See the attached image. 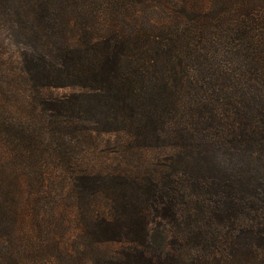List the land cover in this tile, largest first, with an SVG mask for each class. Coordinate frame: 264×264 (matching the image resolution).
Here are the masks:
<instances>
[{
  "label": "trees",
  "instance_id": "trees-1",
  "mask_svg": "<svg viewBox=\"0 0 264 264\" xmlns=\"http://www.w3.org/2000/svg\"><path fill=\"white\" fill-rule=\"evenodd\" d=\"M10 45L0 264H264V0H0ZM112 133L124 164L40 189L47 165L74 171L63 146Z\"/></svg>",
  "mask_w": 264,
  "mask_h": 264
},
{
  "label": "rangeland",
  "instance_id": "rangeland-1",
  "mask_svg": "<svg viewBox=\"0 0 264 264\" xmlns=\"http://www.w3.org/2000/svg\"><path fill=\"white\" fill-rule=\"evenodd\" d=\"M5 54V55H4ZM4 56L3 58L8 59V71L10 73L17 71L20 72V58H19V50L18 47L15 45L8 46L5 50L0 49V57ZM23 82V81H22ZM25 83L23 82L21 84V89H25ZM72 92V89L66 88V89H51L47 94L52 96H65ZM119 135L112 133V134H101L96 136V140H86L79 146L78 149L69 150L67 146L64 153H66V156L74 159L77 161L74 171H70L69 169L63 170L62 167L55 166V164L47 165L46 170L44 171V174L46 175V179L43 180L44 184L41 190H47V191H53L56 192V190H64L66 191L70 184L71 180L74 176V173H80L86 170H100L102 172H111L112 170L116 169L118 164L125 163L124 158L121 155V152L118 147V140ZM48 144H51L49 142V137H47ZM22 149V147H21ZM35 159L45 158L44 161H48V159L52 160V154L49 150L48 152L43 151H35ZM44 153V154H43ZM55 156V155H54ZM60 156V155H59ZM61 157V156H60ZM160 158H157L156 153L154 152H143V155L137 160L138 165L143 164V167L149 162L156 161V164H164L166 161H164L163 156H159ZM130 162V161H129ZM38 165V164H37ZM40 171V166H38ZM134 169H136V165L133 166ZM44 170V169H42ZM69 204L64 203L62 204V208L66 209L65 212H68ZM71 215L66 214L65 215V231L58 232V234L65 233V240L73 239L75 234V224L71 223ZM73 237V238H72ZM122 247V244L120 243H111V244H105L99 249L102 252H110L112 250H119ZM77 264H79V260H77Z\"/></svg>",
  "mask_w": 264,
  "mask_h": 264
}]
</instances>
